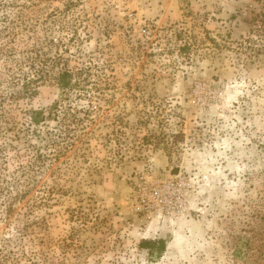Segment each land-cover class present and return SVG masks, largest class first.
Listing matches in <instances>:
<instances>
[{
  "label": "rangeland",
  "instance_id": "1",
  "mask_svg": "<svg viewBox=\"0 0 264 264\" xmlns=\"http://www.w3.org/2000/svg\"><path fill=\"white\" fill-rule=\"evenodd\" d=\"M0 90V264H264V0H0Z\"/></svg>",
  "mask_w": 264,
  "mask_h": 264
},
{
  "label": "trees",
  "instance_id": "2",
  "mask_svg": "<svg viewBox=\"0 0 264 264\" xmlns=\"http://www.w3.org/2000/svg\"><path fill=\"white\" fill-rule=\"evenodd\" d=\"M40 77H42V76H38V77H36V79H39ZM73 77H74V72H72L71 70L66 69V68L59 70L57 82H58V85L63 92H66L68 89H71L72 87H74L76 85L73 83V81H74ZM31 81H33V80H31ZM3 99H4V97H2V95L0 94V111L4 110ZM0 118H1V116H0ZM36 157H37V159H41V156H39V157L36 156ZM34 223H36V221ZM24 233H28L27 228L24 231ZM150 243H151V241H143V245H150ZM159 243H160V247H159L158 254H160V252H162L166 248V242L164 240L160 241ZM153 253L154 252L152 250V252H150V254H153Z\"/></svg>",
  "mask_w": 264,
  "mask_h": 264
},
{
  "label": "crops",
  "instance_id": "3",
  "mask_svg": "<svg viewBox=\"0 0 264 264\" xmlns=\"http://www.w3.org/2000/svg\"><path fill=\"white\" fill-rule=\"evenodd\" d=\"M163 1L167 2L168 0H163Z\"/></svg>",
  "mask_w": 264,
  "mask_h": 264
}]
</instances>
